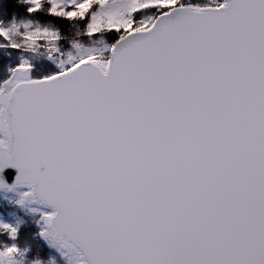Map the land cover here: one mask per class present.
Returning <instances> with one entry per match:
<instances>
[{
    "label": "snow or ice",
    "instance_id": "snow-or-ice-1",
    "mask_svg": "<svg viewBox=\"0 0 264 264\" xmlns=\"http://www.w3.org/2000/svg\"><path fill=\"white\" fill-rule=\"evenodd\" d=\"M27 2L112 36L0 81V171L17 170L0 189L51 208L30 209L41 238L68 264H264V0Z\"/></svg>",
    "mask_w": 264,
    "mask_h": 264
},
{
    "label": "rangeland",
    "instance_id": "rangeland-1",
    "mask_svg": "<svg viewBox=\"0 0 264 264\" xmlns=\"http://www.w3.org/2000/svg\"><path fill=\"white\" fill-rule=\"evenodd\" d=\"M22 3L23 12H19L18 14H14L9 16V14L4 16V19L0 20V29L8 30L12 35V39L15 43L21 44L20 48H11L7 46L6 41H0V52L4 54L5 62L3 65V74L5 76L4 81H7L10 75V72L16 69V66L21 63H28L33 66L34 70H39V67L44 64H50L52 67H56L59 63H62L68 56L69 53L72 55H77V49L73 47L75 44H79L81 49L89 48L101 50L103 49L108 42L104 39H101L99 36L94 38H87L83 36L82 38H73L68 39L61 35L59 30L55 27L52 20H49V15H44L41 13H32L29 14L28 9L31 7V4L27 2V0H17ZM1 7V3H0ZM48 7V5H47ZM72 21V20H71ZM24 25H28L29 29H48L53 30L59 33L60 39L57 41V46L60 51L57 53H50L44 44L36 47L35 49H30L27 47V42H22V37L28 29L24 27ZM70 38V37H69ZM27 191L25 188L16 189L14 192H10L9 194L3 195L6 196L7 199L14 201L13 203L18 206L17 210L21 212V216H17L15 213H11L10 211H6L5 213L0 211V222L8 223L13 226H18L24 223V225L33 226L36 230H38V235L36 236V240L42 242L44 246H46L51 251V260L46 262V264H68V256H61L60 251H57L56 247L50 246L48 242H46L41 236L39 232L42 227V222L38 224L40 218H36L37 222L33 219L36 215H39V211H50L47 208H42L37 206L34 203H26L24 206H19L15 203L17 199H19L16 192ZM15 206V207H16ZM30 209H38L39 211L33 212ZM18 212V211H17ZM27 213L26 219L22 217ZM38 224V227H36ZM8 238V237H7ZM34 238V235H33ZM10 244V243H9ZM18 247L23 252V255H15L12 257H5L1 264H36L37 261H31L28 259L24 261L25 255L28 253V246L23 244V240L19 241ZM63 251V250H62ZM24 257V258H23ZM39 264H44V262L38 261Z\"/></svg>",
    "mask_w": 264,
    "mask_h": 264
},
{
    "label": "trees",
    "instance_id": "trees-1",
    "mask_svg": "<svg viewBox=\"0 0 264 264\" xmlns=\"http://www.w3.org/2000/svg\"><path fill=\"white\" fill-rule=\"evenodd\" d=\"M23 1V0H22ZM24 2V1H23ZM1 7H0V20L4 19V16L9 14V16H12L14 14H18L20 11L23 12L22 8V3L17 0H0ZM36 13H41L44 15H49L48 14V7L47 3L43 5V7L40 9L39 12ZM49 20H52L54 23L55 27L59 30L61 35L68 39H73V38H82L83 32H84V23L81 22L80 20H66L63 18L59 17H54V16H48ZM101 39L106 40L109 42V40L112 39L111 35H107L106 33H101L99 35ZM70 37V38H69ZM62 39V38H61ZM5 62V57L4 54L0 52V81H4L5 76L3 74V65ZM0 193V211L6 212L10 211L11 213H15L17 216H21V212H19V209L17 210L18 206H16L11 200L7 199L6 196L4 197ZM16 206V207H15ZM18 211V212H17ZM24 214L22 217L24 219L28 218L27 213L23 212ZM36 218H40L39 215H36L33 219L37 222ZM36 227H38V224H36ZM19 231H18V236L15 241L9 240L7 238L6 233H0V248L4 247L5 244H12L15 243L18 246V242L23 240V244L28 246L29 251L25 255V260L27 261L30 259L31 261H40L44 262H49L51 259V251L44 246L42 242H39L38 239L36 240V236L38 235V230H36L33 226L30 225H18ZM34 235V238H33Z\"/></svg>",
    "mask_w": 264,
    "mask_h": 264
},
{
    "label": "water",
    "instance_id": "water-1",
    "mask_svg": "<svg viewBox=\"0 0 264 264\" xmlns=\"http://www.w3.org/2000/svg\"><path fill=\"white\" fill-rule=\"evenodd\" d=\"M25 77V73L22 72H16L15 69L10 72L9 78L7 81H11V83H8L4 87V92L7 93V91L12 87V83H15L18 80H21ZM0 138H3L0 136ZM17 175V170L12 167H6L3 169V171H0V179H3L6 184L11 186L14 183V178ZM18 188H24V187H18ZM27 189V188H25ZM0 192L2 193H10V191H7L6 189H0ZM39 207L47 208L51 211L50 207H46L45 205L41 203H34ZM2 262H0L1 264Z\"/></svg>",
    "mask_w": 264,
    "mask_h": 264
}]
</instances>
